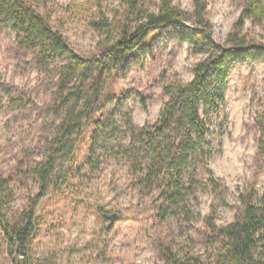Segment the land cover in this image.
Returning <instances> with one entry per match:
<instances>
[{
    "label": "rangeland",
    "instance_id": "rangeland-1",
    "mask_svg": "<svg viewBox=\"0 0 264 264\" xmlns=\"http://www.w3.org/2000/svg\"><path fill=\"white\" fill-rule=\"evenodd\" d=\"M32 1L50 12L67 41L85 56L98 55L103 38L87 26L88 19L121 21L125 10L121 0ZM171 1L192 11L193 0ZM206 1L213 37L224 43L244 0ZM144 2L156 9L159 0ZM239 34L264 43V21L245 18ZM13 37L8 30H0V84L11 90L8 94L0 90V175L11 180L9 216L26 208L40 191L38 180L27 175L25 167L41 159L43 139L51 128L44 114L52 104L56 81L53 71L42 70L28 52L16 48ZM141 47L143 52H133L111 78L96 118L115 111L118 124L126 112L138 125L155 121L167 98L163 86L176 78L189 81L191 68L201 57L169 32H153ZM224 93L225 105L212 118L215 154L209 160L222 190L213 192L199 172L206 186L190 202L191 220L182 215L160 220L151 198L134 188L127 163L109 155L108 149L101 154L97 169H92L81 150L68 178L56 177L46 195L38 196L35 211L42 222L33 238L32 255L49 256L55 264H165L159 253L163 243L177 251L186 248L202 256L209 254L212 247L204 218L213 215L217 225L228 223L241 191L250 185L259 192L264 189V164L256 154L264 110V55L236 62ZM93 129L94 124L86 129V145ZM0 264H13L1 226Z\"/></svg>",
    "mask_w": 264,
    "mask_h": 264
},
{
    "label": "trees",
    "instance_id": "trees-1",
    "mask_svg": "<svg viewBox=\"0 0 264 264\" xmlns=\"http://www.w3.org/2000/svg\"><path fill=\"white\" fill-rule=\"evenodd\" d=\"M121 3L125 9L121 21L88 19L87 26L103 38L99 54L85 56L71 46L38 1L0 0V30L13 33L16 48L28 52L34 65L53 71L56 77L52 104L44 114L51 128L43 139L41 159L25 167V173L38 180L40 191L17 215L9 216L8 211L11 180L0 175V226L13 264H55L49 256L32 255L33 238L42 222L35 204L56 177L61 176L62 181L68 178L81 150L92 169H97L101 154L108 149L109 155L127 163L134 188L151 198L160 220L177 215L191 220L190 202L206 184L221 193L222 186L209 168L215 154L212 118L225 105V86L233 65L264 55V43L239 34L245 18L264 21V0H244L224 43L213 37L206 0H193L192 11L171 0H159L156 9L146 7L144 0ZM156 31L172 33L187 42L191 53L201 56L191 68L192 78H176L163 86L167 98L151 123L138 125L129 112L119 124L115 111L96 118L111 78L133 52H143V42ZM0 90L11 91L2 84ZM89 124H94V129L86 145ZM256 146L264 164V110ZM199 172L206 176V184ZM204 225L212 247L209 254L202 256L186 248L177 251L172 244L163 243L159 253L164 263L264 264V189L259 192L254 185L246 187L238 195L230 222L217 225L210 215L204 218Z\"/></svg>",
    "mask_w": 264,
    "mask_h": 264
},
{
    "label": "water",
    "instance_id": "water-1",
    "mask_svg": "<svg viewBox=\"0 0 264 264\" xmlns=\"http://www.w3.org/2000/svg\"><path fill=\"white\" fill-rule=\"evenodd\" d=\"M114 216L110 217L111 219L113 218Z\"/></svg>",
    "mask_w": 264,
    "mask_h": 264
}]
</instances>
